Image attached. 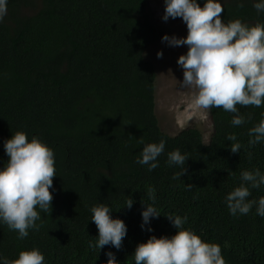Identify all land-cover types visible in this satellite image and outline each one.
<instances>
[{
	"label": "trees",
	"instance_id": "1",
	"mask_svg": "<svg viewBox=\"0 0 264 264\" xmlns=\"http://www.w3.org/2000/svg\"><path fill=\"white\" fill-rule=\"evenodd\" d=\"M254 2L237 7L236 0H221L223 22L264 23ZM159 38L149 0H8L0 22V168L8 160L4 141L23 131L52 148L57 176L38 231L18 239L0 224V255L12 260L35 247L44 264H107L110 251L119 264H135L138 244L175 234L164 216L175 214L186 215L184 227L203 240L219 244L226 264H264V218L255 207L232 216L224 202L239 186L242 170L264 173V143L249 145L248 135L264 106L237 105L246 121L238 127L230 125L232 113L211 109L209 141L194 126L174 135L163 131L156 113L157 71L146 58ZM228 134L236 135L240 152L230 151ZM160 140L164 153L149 172L135 161L144 144ZM175 149L188 159L184 174L174 179L184 167L167 164ZM149 188L161 215L142 230L144 204H153ZM261 196L264 186L252 189L249 199ZM129 197L130 209L123 207ZM99 203L126 224L119 250L88 246L98 236L90 209Z\"/></svg>",
	"mask_w": 264,
	"mask_h": 264
},
{
	"label": "clouds",
	"instance_id": "2",
	"mask_svg": "<svg viewBox=\"0 0 264 264\" xmlns=\"http://www.w3.org/2000/svg\"><path fill=\"white\" fill-rule=\"evenodd\" d=\"M243 7V0H236ZM8 0H0V22L7 14ZM253 8L264 12V0H256ZM221 0H164L162 20L181 18L187 28L185 37L164 35L162 42L169 46H187V52L177 59L183 69V79L178 81L181 89L191 90V107L200 111L213 108L232 113L230 125H243L245 117L241 107L264 106V23L249 25L240 19L223 22ZM162 52H157L161 58ZM249 145L264 143V113L249 129ZM227 141L232 153L240 152L241 145L235 134H228ZM165 141L144 144L136 163L147 166L149 172L159 166L158 157L164 153ZM8 157L0 168V224L7 225L17 233L18 239L29 235V230H39L37 221L41 213H48L53 199V177L56 175L54 151L36 136L29 139L23 131L12 133L4 141ZM188 157L175 149L167 154L169 166H184L174 179L185 172ZM251 159V153H249ZM231 172H229L230 174ZM191 186V185H189ZM264 186V173L259 168L242 170L240 184L225 195V204L232 216L247 215L255 207L256 215L264 218V196L249 199L252 189ZM54 190V189H53ZM153 204H144L141 212L142 230L151 218L161 214L154 206L155 189H148ZM134 201L129 197L123 207L131 208ZM110 206L99 203L90 209L98 236L89 241V248L99 251L106 245L117 250L122 246L127 227L123 220L112 218ZM176 229L172 236H151L136 246L133 255L135 264H226L219 244L203 240L191 228L184 227L188 217L164 215ZM147 231L151 232L149 226ZM107 264H119L114 253L106 252ZM44 254L38 248L22 250L15 259L0 255V264H44Z\"/></svg>",
	"mask_w": 264,
	"mask_h": 264
},
{
	"label": "rangeland",
	"instance_id": "3",
	"mask_svg": "<svg viewBox=\"0 0 264 264\" xmlns=\"http://www.w3.org/2000/svg\"><path fill=\"white\" fill-rule=\"evenodd\" d=\"M152 19L160 31V38L146 50V58L156 67V113L163 131L174 135L186 127H197L209 141L212 133V122L209 111L204 112L191 107L193 92L181 89L178 81L183 79V69L177 65L180 55L187 52V46L173 47L162 42L164 35L177 38L187 35V28L181 18L162 20L164 0H149ZM157 52H162L157 58Z\"/></svg>",
	"mask_w": 264,
	"mask_h": 264
}]
</instances>
